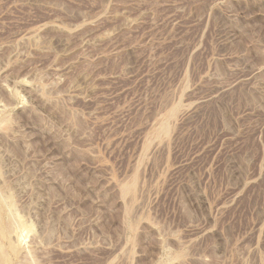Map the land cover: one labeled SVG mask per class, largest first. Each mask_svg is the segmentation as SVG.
<instances>
[{"label":"rangeland","instance_id":"rangeland-1","mask_svg":"<svg viewBox=\"0 0 264 264\" xmlns=\"http://www.w3.org/2000/svg\"><path fill=\"white\" fill-rule=\"evenodd\" d=\"M0 264H264V0H0Z\"/></svg>","mask_w":264,"mask_h":264}]
</instances>
